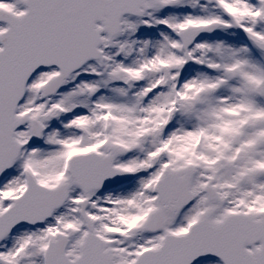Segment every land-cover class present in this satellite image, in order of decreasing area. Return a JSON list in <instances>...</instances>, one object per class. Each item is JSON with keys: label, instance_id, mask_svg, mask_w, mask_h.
Listing matches in <instances>:
<instances>
[{"label": "snow or ice", "instance_id": "snow-or-ice-1", "mask_svg": "<svg viewBox=\"0 0 264 264\" xmlns=\"http://www.w3.org/2000/svg\"><path fill=\"white\" fill-rule=\"evenodd\" d=\"M0 264H264V0H0Z\"/></svg>", "mask_w": 264, "mask_h": 264}]
</instances>
